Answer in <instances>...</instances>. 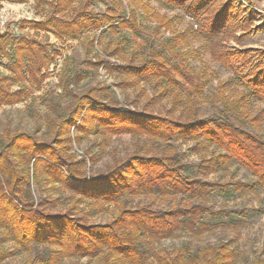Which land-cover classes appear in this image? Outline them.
<instances>
[{
	"label": "trees",
	"instance_id": "16d2710c",
	"mask_svg": "<svg viewBox=\"0 0 264 264\" xmlns=\"http://www.w3.org/2000/svg\"><path fill=\"white\" fill-rule=\"evenodd\" d=\"M74 1L50 2L49 15L43 20H24L23 27L50 31L64 39L77 38L87 29L107 27L114 31L119 26H131L128 19L123 20L111 9L103 14L80 9L74 18L60 16ZM163 1L186 10L197 25V29L190 27L169 38L174 54H167L168 45L162 44V49L151 47L150 54L138 61L137 52L129 57L125 41H121L109 44L107 53L123 57L125 63L110 62L100 54L96 60H88L96 72L104 66L107 72L117 74L114 87L126 94L125 104L108 84L70 89V83L86 77L80 72L65 78L61 97H68V103L64 108L59 102L51 106L54 113L46 115V135L26 130H7L0 135V264L16 251L29 257L15 264H64L65 259L72 260L69 264H80L83 258L90 264L238 263L240 253L232 241L207 246L186 242L172 249L158 245L178 233L200 237L212 228L203 220L205 215H233L234 209L216 210L208 203L213 192L264 188V133L236 123L228 108L235 106L223 92L230 82H218L226 105L200 117L199 98L205 82L189 70L187 58H199V51L190 49L191 39L201 38L212 59L234 73L244 89L234 102L257 128L264 123V107L253 114L246 103L252 98L264 103V50L224 48L225 40L240 39L236 31L244 30L237 20L241 6L234 0ZM45 3L39 0L37 7L41 9ZM119 3L123 5L121 0ZM141 9L150 11L145 4ZM134 14L129 15L133 21ZM154 16L159 22L157 33L172 22L162 23L165 17ZM96 40L89 41L88 55ZM52 48L35 37L17 39L10 31L0 32V55L10 59V73L0 77V106L23 100L26 89L14 90L15 83L47 77L49 64L59 53ZM173 55L178 61H171ZM129 88L134 97L126 93ZM125 134L141 143L125 156L115 157L105 171L87 170L96 156L78 158L72 153L73 143L81 144L90 136H99L97 144L105 148L111 138ZM178 141L193 145L187 152L174 144ZM155 143H160L158 151L153 148ZM189 154L197 155V161H189ZM233 164L247 170L255 182L208 179ZM34 183L38 184L39 196L33 191ZM45 187L55 189L58 195L45 194ZM143 195L151 200L135 204ZM159 199L167 200V205L159 206ZM58 206L61 209H53ZM110 209L109 221L92 220ZM249 209L259 212L245 207L242 213ZM236 223L242 220L236 219ZM251 264H264V245Z\"/></svg>",
	"mask_w": 264,
	"mask_h": 264
},
{
	"label": "rangeland",
	"instance_id": "374dc122",
	"mask_svg": "<svg viewBox=\"0 0 264 264\" xmlns=\"http://www.w3.org/2000/svg\"><path fill=\"white\" fill-rule=\"evenodd\" d=\"M3 1V3L0 1L1 33L10 31L12 38L17 39L22 36L35 37L46 44L52 45V49L59 53L55 60L49 64L48 75L44 80L38 78V81H33L26 78L12 86L14 90L24 87L26 94L19 103L0 106V135L7 130H26L36 132L39 136L46 135L48 130L46 115L54 113L51 106L59 102L61 107L64 108L68 103V97H61V92L64 91V85L66 84L65 78H72L74 74L80 72H85L86 77L79 81L74 79L75 81L70 83V89L83 90L91 86L108 84L116 91L120 102L125 104L126 94L114 87V84L119 80L117 74L107 72L104 66H101L96 72L94 67L88 63V60L94 61L96 60V54H100L110 62L125 63L126 60L123 57L109 56L107 53L109 52V44H118L121 41H125L124 47L129 57L132 55L131 53L137 52L138 61L150 54L151 47L162 49V44L169 46L166 48L167 54H174L171 48L174 43L172 42L170 46L168 43L169 38L174 34L187 31L190 27L197 29L195 20L186 13V10L168 6L163 0H140L141 3H138V0H121L123 5H120V0H75L74 4L61 13L60 16L68 19L74 18L80 9L99 14L109 13L111 9L123 16V20L128 19L131 26H119L114 31L109 30L107 27L99 30L87 29L82 31L77 38L66 36L64 39H60L50 31L23 27L22 23L24 20H43L51 12L50 2L56 0H47V3L41 6V9L37 7L36 3L30 4L27 2L23 4L17 0ZM234 2L235 5L241 6L242 12L237 14V20L239 21L237 22L241 24L244 30L236 31L238 36L241 34L240 39L230 38L225 40L223 46L226 47L224 48H257L264 50V0H234ZM143 4L147 5L150 9L149 12L144 9L142 11ZM133 11L135 21L129 16ZM154 14L165 17L161 19L162 23L167 20L172 21L169 25L163 27L162 33L156 32L159 22ZM246 18L249 20L248 23H246ZM245 30L247 31L246 34L243 33ZM92 38L99 40H96L93 44V50L88 55L89 41ZM201 42H203L201 38L191 39L190 49H197L199 58L190 55L187 62L189 63L190 72L197 74L205 82L203 93L199 98L200 117H204L216 111L217 108L226 105L219 89V81L230 82V85L223 92L235 107L237 105L234 99L244 89L234 73L221 63L213 60L210 54L205 51V48L202 47ZM9 51L12 53V48L9 47ZM173 56L171 61H178V58L175 55ZM9 68L10 59L0 55V77L9 74ZM147 89L152 92L150 86H147ZM126 93L130 94L131 97L135 95L131 88ZM163 102L166 103V101ZM229 107L238 125L241 124L248 130L259 134L264 133V123L261 124L260 128H257L245 119L241 106L235 108L228 105ZM246 107L253 114H257L259 108L264 107V103L252 98L247 101ZM160 108L163 110V107ZM99 140V136H90L81 144H72V153L76 154L78 158L96 156L94 162L87 167V170L91 173L105 171L113 163L115 157L125 156L126 153L136 149L138 144L141 143V140L129 134L114 136L105 148L98 146ZM174 144L187 151L193 145V142L178 141ZM159 147L160 143L153 145V148L157 151ZM197 159V155L189 154L188 156L189 161L195 162ZM208 179H217L223 182L233 180L255 182L256 180L247 170L239 168L237 164L210 174ZM44 190L45 194L58 195L55 189L45 187ZM33 191L36 196L40 195L37 183L33 184ZM150 200V196L143 195L135 200V204ZM167 203L168 201L165 199L157 200L159 206H165ZM208 203L216 210L227 208L234 209L235 212L233 215L228 212H221L217 216L205 215L203 220L211 223L212 228L200 237L178 233L176 236L166 238L158 246L172 249L186 242H190L192 246H207L221 240L232 241V245L236 246L240 253L237 264H251L259 256L264 245V188L257 186L239 191L233 189L231 191L228 189L218 190L209 196ZM245 207L259 209V212H253L252 209H249L247 212L242 213ZM111 208L113 209V207ZM53 209L58 210L61 207L58 206ZM112 209L104 214L94 215L92 220L98 222L109 221ZM236 219H241L242 223H236ZM9 245L10 243H8ZM28 257L26 252L16 251L14 255L1 264L21 263L27 261ZM71 261L65 259L64 264H69ZM79 262L80 264H90L85 258ZM91 264H95V261Z\"/></svg>",
	"mask_w": 264,
	"mask_h": 264
},
{
	"label": "crops",
	"instance_id": "0c3cea01",
	"mask_svg": "<svg viewBox=\"0 0 264 264\" xmlns=\"http://www.w3.org/2000/svg\"><path fill=\"white\" fill-rule=\"evenodd\" d=\"M0 1L2 2L3 0H0ZM10 1H12V0H10ZM17 1H18V0H17ZM38 1H39V0H26V1H18V2L23 3V4H24V3H27V2L30 3V4H34V3H36V5H38ZM46 1H47V0H46ZM3 2H4V1H3ZM3 2H2V3H3ZM31 6H32V5H31ZM35 20H36V19H35ZM8 26H10V25H8Z\"/></svg>",
	"mask_w": 264,
	"mask_h": 264
}]
</instances>
